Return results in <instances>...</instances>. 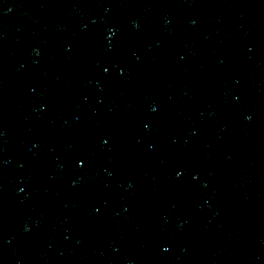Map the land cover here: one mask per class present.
Here are the masks:
<instances>
[{
    "label": "water",
    "instance_id": "obj_1",
    "mask_svg": "<svg viewBox=\"0 0 264 264\" xmlns=\"http://www.w3.org/2000/svg\"><path fill=\"white\" fill-rule=\"evenodd\" d=\"M0 264H264V0H0Z\"/></svg>",
    "mask_w": 264,
    "mask_h": 264
}]
</instances>
